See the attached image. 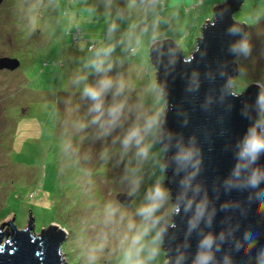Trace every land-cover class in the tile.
I'll list each match as a JSON object with an SVG mask.
<instances>
[{
	"label": "rangeland",
	"instance_id": "374dc122",
	"mask_svg": "<svg viewBox=\"0 0 264 264\" xmlns=\"http://www.w3.org/2000/svg\"><path fill=\"white\" fill-rule=\"evenodd\" d=\"M224 0H3L0 225L63 229L65 264H165L160 228L175 206L158 138L166 105L149 48L172 39L186 57ZM249 26L234 91L264 88V0ZM258 123L264 126V93ZM119 195L132 197L129 205Z\"/></svg>",
	"mask_w": 264,
	"mask_h": 264
},
{
	"label": "water",
	"instance_id": "95a60500",
	"mask_svg": "<svg viewBox=\"0 0 264 264\" xmlns=\"http://www.w3.org/2000/svg\"><path fill=\"white\" fill-rule=\"evenodd\" d=\"M247 1L217 4L189 58L172 39L149 48L166 105L158 138L164 186L176 207L160 228L165 264H264V88L240 94L233 85L249 28L235 15ZM20 66L0 58V70ZM118 200L129 205L132 197ZM13 216L0 225V264H65L63 229L35 235L32 211L23 230Z\"/></svg>",
	"mask_w": 264,
	"mask_h": 264
},
{
	"label": "clouds",
	"instance_id": "9594fccd",
	"mask_svg": "<svg viewBox=\"0 0 264 264\" xmlns=\"http://www.w3.org/2000/svg\"><path fill=\"white\" fill-rule=\"evenodd\" d=\"M187 58H189V57H187ZM20 68V67H19Z\"/></svg>",
	"mask_w": 264,
	"mask_h": 264
}]
</instances>
